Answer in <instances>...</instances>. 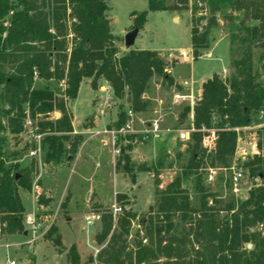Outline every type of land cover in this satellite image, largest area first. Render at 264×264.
<instances>
[{"label":"trees","instance_id":"16d2710c","mask_svg":"<svg viewBox=\"0 0 264 264\" xmlns=\"http://www.w3.org/2000/svg\"><path fill=\"white\" fill-rule=\"evenodd\" d=\"M147 0L148 11L190 12V39L193 60L201 57V51L209 48V32L216 26L215 14L226 2L233 13H242L235 39L241 52L233 61V74L228 80L212 75L201 85V96L192 108L193 145L187 168L200 180L199 166L209 159V168H229L236 145L234 128L248 127L252 115L264 110V84L253 71L252 52L259 49V62L264 63V0ZM209 6V9L207 8ZM12 15L5 28L0 23V133L7 130L12 135L22 132L25 109L30 118L37 120L38 133L51 135L48 143L50 159H59L63 150L56 134L73 132L72 116L65 110V99L75 100L80 84L90 80V89H99V81L107 83L116 99L129 104L134 114L145 113L148 102L142 99L149 81L160 77L168 87L174 85L168 65L156 51L129 50L122 56L111 34L109 8L106 0H0V21ZM208 14L210 15L208 17ZM147 12L132 14L134 28L142 29ZM224 23H232L224 16ZM205 22V24H203ZM253 22V25L248 23ZM6 34L5 38L2 37ZM232 39V38H231ZM233 41V40H232ZM34 70L45 82H63L61 98L48 87L34 88ZM56 109L60 117L50 121L48 115ZM189 112L190 109L187 108ZM219 124L214 127L212 119ZM5 120V124L2 120ZM127 120L126 113L119 112L116 127ZM216 138L210 152L203 146L210 130ZM259 156L248 160L245 167L250 176L258 177L261 185L251 189L245 200L231 197L224 201L218 196L202 195L193 223L192 242L184 238L168 236L171 219L175 215L190 212L189 200L180 189V177L161 192L154 207L138 214L130 210L118 216L113 224L112 214L102 216V228L95 236L100 246L108 239L96 258L97 264H264V128L255 131ZM115 164L117 174H126L134 181L133 168L125 151ZM145 165L135 173H150ZM18 176V179H16ZM30 177L11 171L3 158L0 139V224L2 234L22 233L24 208L18 188H29ZM153 183L159 186V175H153ZM36 198L35 210L44 202ZM152 214V215H151ZM150 216L145 220V216ZM220 215H224L220 217ZM147 223V245L137 243L128 249L127 238L133 222ZM44 240L62 252L61 236L52 225ZM251 245L247 249V245ZM194 246H196L194 248ZM71 264H80L74 245L67 252ZM90 261V260H88Z\"/></svg>","mask_w":264,"mask_h":264},{"label":"rangeland","instance_id":"374dc122","mask_svg":"<svg viewBox=\"0 0 264 264\" xmlns=\"http://www.w3.org/2000/svg\"><path fill=\"white\" fill-rule=\"evenodd\" d=\"M6 1L12 3L15 0ZM196 3L195 0H191L190 9ZM106 4L109 8L111 34L117 39H115V46L120 56L130 50L124 47L123 37L125 32H131L134 29L131 15L147 12L146 23L140 29L143 32L137 36L135 45L144 51H164L160 52L161 55L158 54L168 65H173V69L168 70V73L173 78L174 85L168 87L160 77L154 76L142 96V99L149 104L147 111L139 114L133 113V117L130 118L128 117L129 104L126 97L116 99L109 85L104 81H99V89L92 91L87 80H84L80 85L76 99L73 101L65 99V110L69 115L74 116L71 120L75 126L84 122V127L91 128L94 125V118L108 120L110 115L111 117L114 115L111 109L115 107L118 113H126V121H132L135 131L148 130L146 125L149 122L159 120L161 132L156 138L149 134L119 135L115 147L112 146L110 137L103 134L96 135L94 131L90 135L80 137L72 133L66 136L56 134L55 138H59L58 142L61 143L63 150L57 160L47 157V154H50L49 145L43 141L44 138H50L51 135L43 134L40 141H35L28 140L23 135V127L22 132L18 135H12L7 130L2 131L0 139L6 166L11 168L13 173L22 176L28 174L31 180L29 188H18V195L24 208L23 217L34 214L36 198H44L45 201L35 211L42 223V232L45 231L46 234L52 225H56L66 248L60 252L51 243L50 245L41 244L40 241H45V234H40V238L30 245L29 236L24 233V230H28V228L24 227L22 233L1 235L0 244L7 245L9 248L0 247V264H6L7 261H14L16 264H71L67 256L71 245H75L80 264H97V255L108 242L107 239L100 246L95 243V236L100 233L102 228V216L111 213L113 206L120 207L122 213L130 210L141 214L147 212L149 207H154L155 211V203L161 192L176 177H180V189L186 194L189 208L192 211L172 217V227L168 236L184 238L192 242L193 223L197 220L195 212L199 209L202 195L206 193L214 194L224 201H228L231 197L236 200L247 198L249 191L239 197L235 196L228 172H217L211 180L209 179V159H205L199 166L200 180L197 182L196 177L187 168L193 145L192 133L189 135L188 141H181L178 137L179 131L191 128L189 120L192 112L191 106H194L192 102L195 104L197 100L190 90L197 91L202 80L221 73L223 68L230 69V72L221 79L228 80L233 74L232 63L241 52L235 35L243 17L242 13L231 12L228 4L222 3L221 10L215 14L216 26L209 32L210 43L226 35L231 41L230 52L228 40L222 39L216 44L211 57H199L184 63L178 52L181 49H191L189 11L150 12L147 0H106ZM172 4V0L167 1V6ZM207 8L209 9V6ZM11 15L10 11L8 16L0 21L3 27L9 26ZM174 16L177 17L176 22L173 20ZM224 16H230L233 22L231 24L224 23ZM253 24V22L248 23V25ZM5 36L4 33L2 37L5 38ZM134 46L133 49L136 47ZM171 50L176 54L170 56L165 52ZM204 53L206 51H201V56ZM260 55L259 49L253 50V71L259 74L260 81L264 84V63L259 62ZM33 77L34 88L48 87L57 98H61V92L64 89L61 82H45L39 78L36 70H34ZM175 95L180 96L181 99L175 101ZM187 108L190 109L189 112ZM0 109L8 110V107L1 106ZM26 113L30 117L27 107L25 118ZM55 113H59V111L54 109L48 115L50 121L56 120ZM171 113L175 116L172 117ZM170 117L173 120L169 122V127H166V118ZM1 120L5 124V120ZM252 120L255 122L250 126L254 130L239 134L243 140V147L249 150L253 145L257 146L255 131L264 128V115H252ZM33 121L37 126V120ZM115 122L116 120L107 124L105 129L116 127ZM212 122L214 127L219 124L217 117L213 118ZM98 127L102 128L100 125ZM214 133L215 130L212 129L209 134ZM215 140L216 138L214 142ZM95 147L98 150H95ZM123 150L125 155L130 157L131 162L137 164L132 171L134 175H136L135 169L140 165H145L151 170L150 173L140 175L134 184L129 179L131 174L129 176L120 174L119 177L114 175L117 160H120L121 168L124 165L121 157ZM115 151L119 153L116 154ZM33 152L35 155H31ZM234 153L235 149L232 161ZM247 162L244 163V167ZM156 173L159 175L158 187L153 183V175ZM260 185V179L250 176L248 170L245 188L251 190ZM94 199H97L95 204H93ZM93 215L98 216V219L93 220L91 227H87L86 218ZM118 216L112 217L113 224ZM223 216L220 215V217ZM149 217L146 215L145 220L147 221ZM4 226V224H0L1 229ZM146 227V222L143 225L138 221L132 223L127 238L129 250H134L135 245L139 242L147 245Z\"/></svg>","mask_w":264,"mask_h":264},{"label":"built area","instance_id":"2783aa9c","mask_svg":"<svg viewBox=\"0 0 264 264\" xmlns=\"http://www.w3.org/2000/svg\"><path fill=\"white\" fill-rule=\"evenodd\" d=\"M62 86L63 85V82ZM175 101L178 99H181L180 96L175 95ZM190 98V97H189ZM258 115H264V110H261ZM128 117L132 118L133 113L131 111H128ZM147 129L142 130V131H135L133 129V124L131 120L126 121L122 126L119 128L114 127L110 129H104L102 132H97L96 135H107L108 137L111 138L112 146L115 147L117 137L119 135H138V134H149L153 137H158V134L161 132L160 126H159V120H154L152 122H149L147 125ZM23 135L27 137L28 140H35V141H40L41 137L43 134L38 133L37 126L34 123V121L28 116L26 113V118L24 119L23 122ZM236 133V147H235V153H234V158L233 161L230 165L229 168H208V173H209V179L211 180L213 176L217 172H228L230 175V182L233 186V193L235 196L239 197L241 196L244 192L247 193V191H250V189L245 188V184L248 179V169L244 167V163L247 162L250 159H253L256 156H259V151L256 145H253L251 147V150L247 149L246 147H243V140L239 136L240 133L242 132H247V131H252L254 128L251 126L248 127H243V128H234L232 129ZM195 130L193 128V125H191V128L189 130H181L179 131V139L181 141H188L189 135L193 133ZM210 133V131H208ZM208 133V134H209ZM214 135L209 134L207 138L203 141V146L205 148H208V152H210L211 147L214 145ZM116 154H118V151H115ZM31 155H35V152H33ZM122 213V209L117 206H113L111 210L112 216L115 218L118 215ZM98 216L93 215L91 217L86 218V225L87 227H91L93 225V220H97ZM23 228L26 227L28 230H24V233L26 236H29V244L33 245L38 238H40L41 235L45 234V231L42 232V223L39 220L38 216L36 215V212L34 214L23 217L22 220ZM25 229V228H24ZM41 234V235H40ZM2 231L0 227V239H1ZM0 247L4 248H9V246L5 245L2 246L0 244ZM6 264H16L14 261H7Z\"/></svg>","mask_w":264,"mask_h":264},{"label":"crops","instance_id":"0c3cea01","mask_svg":"<svg viewBox=\"0 0 264 264\" xmlns=\"http://www.w3.org/2000/svg\"><path fill=\"white\" fill-rule=\"evenodd\" d=\"M173 20L176 22L177 21V17L176 16H174L173 17ZM130 31H127V32H125L124 33V36L126 35V34H128ZM140 32H143V30H138V32H137V34H136V36H135V38H134V40H133V43H132V45L130 46V48H128V49H130V50H138V51H143V49L142 48H140V47H138L137 48V46L135 45L136 44V39H137V36L139 35V33ZM114 37V36H113ZM115 39H116V37H114ZM124 38V37H123ZM222 39H227L228 40V50H229V52H230V50H231V41H230V39H228L227 37H226V35H224V36H222L220 39H218V40H216V41H214V42H211L210 43V45H209V48L208 49H206V50H204V52L206 51V53H204V55L203 56H201V57H204V56H206V57H211L212 56V52L215 50V46H216V44L218 43V41L219 40H222ZM117 40V39H116ZM136 47H135V46ZM133 46L135 47V49H133ZM152 51H156V52H158L159 54H160V52H164V51H158V50H152ZM166 53H169V55L171 56V55H175L176 53H175V51H165ZM178 54H179V56L180 57H182V62H184V63H188L189 61H192L193 60V58H192V52H191V49H189V50H183V49H181V50H179V52H178ZM161 55V54H160ZM230 68V67H229ZM229 72H230V69H226V68H223V70H222V72L221 73H218V74H214V75H217L218 77H220V78H225V76H226V74H229ZM209 78H211V76L209 77ZM208 78V79H209ZM175 79V78H174ZM84 80H87V82H88V85L90 84V80H88V79H84ZM83 80V81H84ZM176 80V79H175ZM207 79H205V80H202L201 81V83H200V87L197 89V91L196 90H194V89H192V90H190L193 94H194V97H195V99L196 100H198L199 98H200V96H201V85L206 81ZM82 81V82H83ZM176 82H177V80H176ZM81 85V84H80ZM181 86V85H180ZM90 87V86H89ZM80 88V87H79ZM73 101V100H72ZM192 104L194 105V103L192 102ZM191 104V105H192ZM192 108H193V106H191V110H192ZM111 111H113L114 112V115L111 117V115H110V117L108 118V120H106V121H104L102 118H94L95 120L93 121V126L91 127V128H86V127H84L83 126V123H81L79 126H75L74 125V122L72 121L73 120V118H74V116H72V129H73V132H72V134H74V135H77V136H87V135H90V133H92L93 131L95 132V133H97V132H101L100 130L102 129V130H104L105 129V126L107 125V124H109L110 122H114L115 120L117 121V116H118V112H117V110H116V108L115 107H113L112 109H111ZM172 114V113H171ZM105 115V114H104ZM173 116H175V115H173L172 114V117ZM173 120V118H166V127H169V122H171ZM190 123H191V125H192V122H193V114H192V112H191V114H190ZM116 123V122H115ZM101 126L102 128H99L98 126ZM94 148V147H93ZM95 150H98V148L97 147H95ZM123 152V151H122ZM142 174H145V173H136V175H134V181L132 182L133 184L136 182V179L140 176V175H142ZM115 176H118L119 177V175L120 174H117L116 172H115V174H114ZM128 178V177H127ZM130 179V178H129ZM102 180V179H101ZM131 180V179H130ZM119 194H122V193H119ZM117 195V194H116ZM36 210H35V203H34V212H35ZM56 226V225H55ZM57 227V226H56ZM57 230H58V233H59V229H58V227H57ZM60 234V233H59ZM61 236V235H60ZM62 241V240H61ZM40 243L41 244H49L50 245V243L49 242H47V241H43V242H41L40 241ZM62 245H63V243H62ZM72 246V245H71ZM75 246V245H74ZM63 247L64 248H66V246H64L63 245ZM27 262V261H26ZM26 264V263H25Z\"/></svg>","mask_w":264,"mask_h":264},{"label":"water","instance_id":"95a60500","mask_svg":"<svg viewBox=\"0 0 264 264\" xmlns=\"http://www.w3.org/2000/svg\"><path fill=\"white\" fill-rule=\"evenodd\" d=\"M138 32V29L137 28H134L131 32H129L128 34H126L124 36V47L125 48H130V46L132 45L133 43V40L136 36ZM55 116H56V119H58L60 117V113H55ZM16 179H18V176H16ZM97 202V199H94L93 200V204H95ZM247 249H250L251 248V245H247L246 246Z\"/></svg>","mask_w":264,"mask_h":264}]
</instances>
